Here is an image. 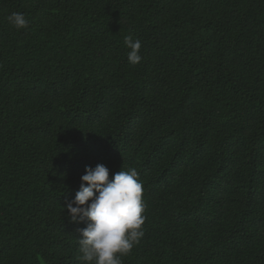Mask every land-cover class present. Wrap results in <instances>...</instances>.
Masks as SVG:
<instances>
[{
	"label": "trees",
	"instance_id": "16d2710c",
	"mask_svg": "<svg viewBox=\"0 0 264 264\" xmlns=\"http://www.w3.org/2000/svg\"><path fill=\"white\" fill-rule=\"evenodd\" d=\"M100 163L143 182L123 264H264V0H0V264H87Z\"/></svg>",
	"mask_w": 264,
	"mask_h": 264
},
{
	"label": "clouds",
	"instance_id": "9594fccd",
	"mask_svg": "<svg viewBox=\"0 0 264 264\" xmlns=\"http://www.w3.org/2000/svg\"><path fill=\"white\" fill-rule=\"evenodd\" d=\"M7 20L18 30L27 29L30 23L21 12L11 13ZM124 43L129 49V63L139 64L143 59L141 40L127 35ZM81 181L74 199L64 205L72 221L87 222V226L79 230L77 260L87 264H123L122 258L129 255L145 235L146 203L137 169H121L110 178V169L100 163L95 167L86 166Z\"/></svg>",
	"mask_w": 264,
	"mask_h": 264
}]
</instances>
